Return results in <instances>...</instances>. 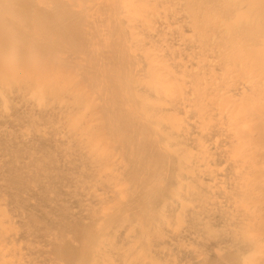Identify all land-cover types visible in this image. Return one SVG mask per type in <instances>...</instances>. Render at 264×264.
I'll return each mask as SVG.
<instances>
[{
    "label": "bare ground",
    "instance_id": "obj_1",
    "mask_svg": "<svg viewBox=\"0 0 264 264\" xmlns=\"http://www.w3.org/2000/svg\"><path fill=\"white\" fill-rule=\"evenodd\" d=\"M0 264H264V0H0Z\"/></svg>",
    "mask_w": 264,
    "mask_h": 264
}]
</instances>
